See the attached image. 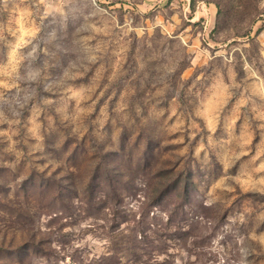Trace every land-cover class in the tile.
I'll list each match as a JSON object with an SVG mask.
<instances>
[{"label": "rangeland", "instance_id": "1", "mask_svg": "<svg viewBox=\"0 0 264 264\" xmlns=\"http://www.w3.org/2000/svg\"><path fill=\"white\" fill-rule=\"evenodd\" d=\"M0 264H264V0L0 1Z\"/></svg>", "mask_w": 264, "mask_h": 264}, {"label": "built area", "instance_id": "2", "mask_svg": "<svg viewBox=\"0 0 264 264\" xmlns=\"http://www.w3.org/2000/svg\"><path fill=\"white\" fill-rule=\"evenodd\" d=\"M0 1H2V0H0ZM54 1H62V0H54ZM76 1H81V0H76Z\"/></svg>", "mask_w": 264, "mask_h": 264}]
</instances>
